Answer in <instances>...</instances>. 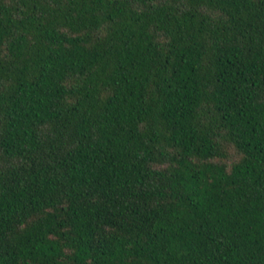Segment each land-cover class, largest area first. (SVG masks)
<instances>
[{
    "label": "trees",
    "instance_id": "obj_1",
    "mask_svg": "<svg viewBox=\"0 0 264 264\" xmlns=\"http://www.w3.org/2000/svg\"><path fill=\"white\" fill-rule=\"evenodd\" d=\"M0 264H264V0H0Z\"/></svg>",
    "mask_w": 264,
    "mask_h": 264
}]
</instances>
